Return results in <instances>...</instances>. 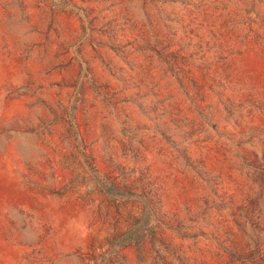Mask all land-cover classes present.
<instances>
[{
    "label": "rangeland",
    "instance_id": "obj_1",
    "mask_svg": "<svg viewBox=\"0 0 264 264\" xmlns=\"http://www.w3.org/2000/svg\"><path fill=\"white\" fill-rule=\"evenodd\" d=\"M0 264H264V0H0Z\"/></svg>",
    "mask_w": 264,
    "mask_h": 264
}]
</instances>
